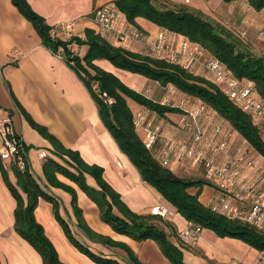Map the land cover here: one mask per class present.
<instances>
[{
	"label": "trees",
	"instance_id": "16d2710c",
	"mask_svg": "<svg viewBox=\"0 0 264 264\" xmlns=\"http://www.w3.org/2000/svg\"><path fill=\"white\" fill-rule=\"evenodd\" d=\"M10 1L31 23L42 44L54 54L60 53L78 76L92 97L101 122L119 150L137 169L141 180L154 188L187 224L210 230L220 238L240 240L264 255L263 230L212 211L199 201L200 190L203 186L210 185L206 180L176 175L168 167H163L153 153L144 147L135 129L134 115L128 100L159 118H165L167 114H182L184 111L170 104L156 102L135 91L113 73L97 65L96 61L106 60L118 69L138 74L162 87L172 86L189 100L203 104L241 140L244 150L255 152L264 160V143L260 138L255 116L243 112L210 78L195 74L176 62L111 44L100 32L92 29H86L82 38L72 36L63 40L53 35L54 28L34 12L26 0ZM236 1L246 2L255 12L264 10V0H222L224 3ZM109 3L115 6L118 16H122L130 25H135V20L142 18L168 34L179 36L200 47L208 56L217 59L238 81L251 84L256 96L264 100V55L242 51L228 30L215 28L200 12L187 10L181 5L158 6L155 0H111ZM72 43L87 47L82 57L69 48ZM22 115L30 127L50 145L52 156H46L42 164L43 186L61 189L71 196L74 223L82 235L91 241L125 251L130 264H142L125 244L112 241L89 229L77 206L75 190L60 182L57 175H62L84 192L97 206L100 220L114 232L138 243L153 241L171 264H185L181 250L169 239L170 234L155 223L159 216L132 212L103 178V168L86 163L78 151L66 148L45 126L36 123L26 112H22ZM13 174L14 182H11L7 173L2 170L5 184L16 202L13 212L14 231L40 255L43 264L64 263L59 260L54 246L34 218L39 199L52 204L56 221L80 253L96 264H119L115 259L103 257L75 238L69 221L60 214L59 201L46 192L32 171L13 170ZM87 177L93 180V186L87 183ZM190 189H197V192L190 194Z\"/></svg>",
	"mask_w": 264,
	"mask_h": 264
},
{
	"label": "crops",
	"instance_id": "0c3cea01",
	"mask_svg": "<svg viewBox=\"0 0 264 264\" xmlns=\"http://www.w3.org/2000/svg\"><path fill=\"white\" fill-rule=\"evenodd\" d=\"M26 1L34 12L42 16L52 28L55 29L60 24L70 22L73 25V36L82 38L86 29L100 32L94 22L93 12L111 0ZM155 3L158 6L183 4L182 0H155ZM215 3L219 4L215 12L218 20L223 19L221 24L226 25L228 29L233 27V33L245 44L252 45L253 48L264 53V39H262L264 38V10L255 12L244 1L224 3L222 0H216ZM130 29L141 30L146 35V39L139 42L129 41L124 45L119 41L118 34ZM159 33L164 34V41L168 45L170 43L177 45L185 40L168 34L145 19L137 18L135 25H130L119 15L114 39L110 43L124 46L136 53L151 55ZM259 43L262 48L255 46ZM69 48L80 57L87 50L85 45L75 43L70 44ZM100 61H96V64L98 65ZM143 88L144 91L141 93L156 102L162 103V100H177L178 98L182 106H174L182 110L193 108V104L198 105L195 101L181 99L182 97L178 96L181 93L177 90L168 94V87H162L148 79L144 80ZM130 103L128 100L132 113H134L133 110L135 112L144 111L154 125H160L170 137L178 139L182 136L179 124L181 114H167L165 118H159L153 112ZM22 112L29 114L36 123L45 126L66 148L78 151L86 163L103 168V178L120 195L122 201L132 212L147 215L158 204L166 206L171 214L158 218L155 223L170 234L169 239L175 245L184 248V250L180 249L182 254L191 250L198 255V258H194L197 256L190 255L189 251L186 252L191 264L198 263V259L201 258L205 264H253L261 256L258 251L240 240L220 238L212 231L205 229L202 230L196 244L187 246L180 243L178 232L187 224L186 221L164 201L154 188L141 180L137 169L119 150L101 122L89 92L65 60L42 44L31 23L20 14L10 0H0V115L4 113L11 115L14 129L24 142L26 120ZM209 116L215 118L211 113ZM168 120L172 123L167 122ZM138 135L140 136V133ZM49 147L48 144V149ZM242 148L241 140L233 134L229 152L240 153L243 152ZM28 161L38 182L46 192L59 201L60 213L64 211L68 214V218H64L72 223L74 218L71 216V196L61 189L44 187L43 173H38L39 164L36 158L28 156ZM43 162L44 160H42L41 168ZM171 166L175 167V170ZM1 169L0 165V264H43L40 255L14 231L13 212L16 202L5 184ZM169 169L183 178H203L201 168L192 166L188 162L173 161ZM6 173L9 180L14 182L13 171ZM57 178L75 190L77 206L91 231L112 241L125 244L142 264H171L153 241L138 243L114 232L109 225L100 220L97 206L84 192L62 175H57ZM87 183L90 186L94 185L91 178L87 180ZM196 192L197 189L189 190L190 194ZM214 195L213 187L205 185L200 190L199 201L207 205ZM34 218L42 226L45 236L54 246L62 263L96 264L80 253L67 239L54 217L51 203L39 199L34 210ZM74 224L73 222V226ZM75 229L79 232L76 227ZM73 235L78 239L75 233ZM109 250L110 253H121L117 251L118 248L110 247ZM96 252L103 253L104 251L100 249Z\"/></svg>",
	"mask_w": 264,
	"mask_h": 264
},
{
	"label": "built area",
	"instance_id": "2783aa9c",
	"mask_svg": "<svg viewBox=\"0 0 264 264\" xmlns=\"http://www.w3.org/2000/svg\"><path fill=\"white\" fill-rule=\"evenodd\" d=\"M182 1L186 4L190 2ZM93 18L102 37L111 42L118 20L115 6L108 3L95 9ZM72 28L70 22L60 24L53 30V35L68 40L73 36ZM118 38L125 45L129 41H143L146 35L139 29H130L120 32ZM151 55L176 62L192 72L194 65L198 64L202 68L201 76L210 78L243 112L255 116L260 138L264 143V100L256 98L251 84L238 81L217 59L206 55L203 49L186 40L174 46L168 45L163 33L156 36ZM174 90L172 86H168V94L174 93ZM183 111L179 118L182 136L178 139L170 137L160 125H154L146 112L133 113L134 126L137 133H140L144 147L153 153L163 167L169 168L176 161L188 162L201 168L203 179L215 192L206 206L229 219L264 231L263 163L256 165L249 151L244 149L236 154L229 152L233 133L203 104ZM209 113L215 118L210 117ZM38 157L45 160L46 154L38 153ZM0 165L5 172L31 171L26 146L16 133L12 117L8 113L0 115ZM150 214L164 218L171 211L158 204L151 209ZM201 232L200 227L186 224L178 232L179 242L192 246L196 244ZM253 264H264V255Z\"/></svg>",
	"mask_w": 264,
	"mask_h": 264
},
{
	"label": "rangeland",
	"instance_id": "374dc122",
	"mask_svg": "<svg viewBox=\"0 0 264 264\" xmlns=\"http://www.w3.org/2000/svg\"><path fill=\"white\" fill-rule=\"evenodd\" d=\"M215 1L216 0H190V2L188 4L183 3V4H180V5L186 7L187 10L200 12L204 16V18L206 20H208L209 22H211L214 25L215 28L220 29V27H222V28L228 30L231 33V35L237 40V43H238V45H239V47H240V49L242 51L250 52L253 55H258V56L264 55L263 52H260L261 50H258L255 47L253 48L252 45L250 46L249 44H245L244 41H242L240 37L235 35L233 33L234 32V28L233 27H231L230 28L231 30H230V29H228L226 27V25L224 26L223 24H221L223 19L222 20H218L219 18L216 16L217 14H216L215 11L217 10V6H219V4L215 3ZM225 20H227V19H225ZM262 39H264V38L262 37ZM179 43H181V42H179ZM179 43H177V44H179ZM170 46H174V43L173 44L170 43ZM255 46H258V47L260 46V48H262L261 47V43L256 44ZM180 58L183 59V56L180 55ZM98 65L100 67H102L103 69L108 70L111 73H113L124 84H126L128 87L134 89L135 91L136 90L138 92H143L144 91V88H143L144 87V80H146L144 77H142V76H140L138 74L130 73V72L122 70V69H118V68L114 67L113 65H111L106 60H101ZM193 72L195 74H199V75L203 73L202 72V68L198 64L194 65V71ZM146 91L147 90L145 88V92ZM178 96L182 97L181 99H186V101H189V99L186 96H183L181 94H178ZM162 101H163L162 102L163 104H170V105H173V106L174 105L182 106V104L178 100V98H177V100H175V99L174 100L167 99V100H162ZM130 102H131L130 103L131 105H132V103L135 104L132 101H130ZM196 106H197V104H193V107H196ZM133 112H134V114L136 113L134 110H133ZM167 122L172 123L171 120H168ZM24 137H25L24 142H25V146H26V152L28 153L29 158H30V156H32V157L34 156L36 158V162L39 164L38 173L40 174L42 172V168H41L42 160L39 159L38 153L42 152V153H45L46 156H50L51 152L48 149V143H47V141L45 139H43L38 134L37 131H35L33 128H31L30 125L27 122L25 123V136ZM243 149H244V147L242 148V151H243ZM249 153L252 156V158L255 161V163H257L256 165H258L259 162H262L263 163V167H264V160L260 159L259 155H257L255 152H252V151H249ZM172 168L175 170V167H172ZM89 179H90V177L86 178V180H89ZM68 203L66 205H68ZM61 212L62 213H60V214H61L62 217L68 218V214H66L64 211H61ZM71 216H73V213H71ZM72 221L74 222V220H72ZM73 222L72 223L69 222V225L71 227L72 233H75L76 236H78V239L80 241L84 242L91 250L96 252V251H99L100 249H102V251H104L103 253H101L103 257L113 258L119 264H130L129 260H128V257H127V254H126L125 251H123V250L118 248L119 250H117V251H120L121 252L120 254L119 253H114V252H111V253L108 252V251H110L109 250L110 249L109 246L103 245V244L101 245V243H97L95 241H91L88 238H84V235H82L81 233L76 231V229H75L76 226H73ZM205 230H207V229H205ZM178 248L179 249L182 248V250H184L183 247L180 248L178 246ZM182 250H181V252H182ZM188 251H189L190 255L197 256V257H194V258H198V255H195L191 250H188ZM188 251H186V252H188ZM186 252H184V254H182V260H183V262L185 264H191L188 261V257H187L188 255L186 254ZM262 253H264V252H262ZM201 259H198V263H196V264H205V263L202 262Z\"/></svg>",
	"mask_w": 264,
	"mask_h": 264
}]
</instances>
